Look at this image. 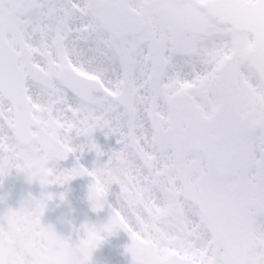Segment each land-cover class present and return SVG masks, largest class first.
I'll use <instances>...</instances> for the list:
<instances>
[{
    "label": "snow or ice",
    "instance_id": "obj_1",
    "mask_svg": "<svg viewBox=\"0 0 264 264\" xmlns=\"http://www.w3.org/2000/svg\"><path fill=\"white\" fill-rule=\"evenodd\" d=\"M85 148L91 170L58 171ZM12 169L90 177L132 264H264V0H0V177ZM51 199L7 214L44 227Z\"/></svg>",
    "mask_w": 264,
    "mask_h": 264
},
{
    "label": "rangeland",
    "instance_id": "obj_2",
    "mask_svg": "<svg viewBox=\"0 0 264 264\" xmlns=\"http://www.w3.org/2000/svg\"><path fill=\"white\" fill-rule=\"evenodd\" d=\"M93 139L101 147L102 151L109 153L114 147H119L116 136H106L105 131L97 129L93 134ZM114 142V144H113ZM74 144L85 143L84 137H77L73 141ZM97 155L95 151H90L87 148L83 152L77 151L74 154H69L66 160H61L57 163L58 171L70 170L77 162L84 167L91 170L97 162ZM107 160V156L99 158V163ZM91 178L87 176L76 177L63 185H47L41 186L37 180H29L24 172H19L12 169L8 174L0 177V207L10 206L12 210H17L16 206H23L34 199L46 197L52 192L53 199L47 200V206L44 214L48 210H52L56 215L60 214L68 219H71L74 228V233L62 232L61 236L71 237L73 240L79 235L78 229L81 224L86 221H91L96 225L106 223L108 219L102 216V211L97 213L92 210V205L88 199L89 185ZM118 186H113L112 192H117ZM76 193V194H75ZM63 194V199L60 198ZM85 196L87 199H85ZM114 196H110V200H114ZM74 204V205H73ZM105 210L108 211L106 208ZM109 212V211H108ZM41 217L42 224L46 227L51 224V217L49 220L45 215ZM131 244V239L123 230H118L114 234L108 236L103 240L93 253L91 264H107V260L114 259L119 264H132L131 254L126 252V248Z\"/></svg>",
    "mask_w": 264,
    "mask_h": 264
},
{
    "label": "clouds",
    "instance_id": "obj_3",
    "mask_svg": "<svg viewBox=\"0 0 264 264\" xmlns=\"http://www.w3.org/2000/svg\"><path fill=\"white\" fill-rule=\"evenodd\" d=\"M90 203L102 206V192H93ZM78 232L73 240L5 213L0 217V264H91L93 253L111 234L91 221L81 224Z\"/></svg>",
    "mask_w": 264,
    "mask_h": 264
},
{
    "label": "bare ground",
    "instance_id": "obj_4",
    "mask_svg": "<svg viewBox=\"0 0 264 264\" xmlns=\"http://www.w3.org/2000/svg\"><path fill=\"white\" fill-rule=\"evenodd\" d=\"M113 144H114V142H113ZM118 150L119 149V147H114L112 150ZM111 151V150H110ZM117 192H118V189H117ZM76 194V193H75ZM107 264H119L117 261H115L114 259H109V260H107Z\"/></svg>",
    "mask_w": 264,
    "mask_h": 264
}]
</instances>
